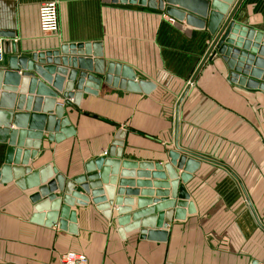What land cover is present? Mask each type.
<instances>
[{
	"label": "crops",
	"instance_id": "obj_1",
	"mask_svg": "<svg viewBox=\"0 0 264 264\" xmlns=\"http://www.w3.org/2000/svg\"><path fill=\"white\" fill-rule=\"evenodd\" d=\"M47 1L52 0H0V31L14 35L9 39L21 55L30 57L63 44L100 42L105 63L129 65L138 79L156 86L146 93L103 81L98 93L83 92L80 110L69 105L64 111L75 134L58 141L41 126L47 92L37 87L32 94L43 95L34 113L33 100L28 103L26 98L31 83L21 94L19 80L13 111L27 113L23 128L27 133L5 171V152L11 141L18 142L22 129L13 117L6 142H0V264H60L61 254L69 250L85 254L89 264H264V91L233 81L234 68L217 52L179 102L211 46L207 28L185 24L192 30L187 34L166 11L138 4L58 0L60 28L47 34L39 25V7ZM235 19L264 35V0H242ZM7 64L5 54L0 66ZM119 129L125 130L123 159L163 163L175 152L193 169L180 183L190 194L194 212L176 219V205L164 209V218L171 219L166 228H159L168 232L164 241L142 238V226L122 233L117 205L110 206L108 217L91 195L86 205L71 206L76 212L75 233L61 228L59 221L47 225L49 210H37L34 197L46 184L28 187L35 179L28 180L29 176L37 173L41 180L44 171L70 179L84 173L86 162L105 155ZM29 131H41V139ZM58 133L64 132L52 135ZM14 167L23 169L25 187L14 178ZM55 193L59 195L58 190ZM131 197L135 201L128 206L130 214L157 205L141 209L140 195ZM158 219L159 211L153 209L138 221L150 226Z\"/></svg>",
	"mask_w": 264,
	"mask_h": 264
},
{
	"label": "water",
	"instance_id": "obj_2",
	"mask_svg": "<svg viewBox=\"0 0 264 264\" xmlns=\"http://www.w3.org/2000/svg\"><path fill=\"white\" fill-rule=\"evenodd\" d=\"M111 1L164 10L174 17L176 27L187 34H191L192 30L185 24L208 29L213 38L211 46L179 102L207 59L217 52L228 58L229 65L234 68L233 81L238 79L239 83L249 88H258L264 91V35L256 29L241 25L235 19L242 0H207L205 4H202L200 0ZM0 36L8 38L4 43L8 64L6 67L0 66V142H6L5 137L9 132L12 117L15 120L14 124L22 128L18 132V142L13 145V141H11L5 152L4 171L9 168V164H12L16 145L22 146L23 137L27 133L23 129L26 128L27 113L13 111L14 99L17 97L15 86L19 80L22 82L21 94L27 92L26 84L31 83L28 92L30 95H27L26 98L28 103L33 100L34 113L38 112L37 106L43 95L32 94L35 93L37 87L47 92L45 93L47 106L42 111L45 114L44 117L42 116V119L45 118V122L41 126L51 132L49 136L51 139L55 138L58 141L75 134V129L70 125L68 118L64 116V111L65 107L69 105L80 110L78 105L83 92L98 93L103 81L115 86L142 90L146 93L151 92L156 86L150 80L138 79L134 69L129 65L114 61L105 63L102 50L99 47L100 42L63 44L58 49L41 53L34 52L29 57L21 55L17 45L9 39L14 37L13 34L0 31ZM91 54H93V58L88 57ZM66 79L67 82L64 85ZM59 96L65 98L63 103L57 101ZM23 100L24 97L21 95L18 109L22 108ZM32 117L39 116L32 115ZM58 131L64 133L52 135ZM124 133L125 130L119 129L105 155L88 160L85 164V172L80 175L66 179L61 174L53 176L54 174L51 172L43 171L41 180L36 179L37 173L28 177V180L35 177L30 181L28 187L37 186L40 183L46 184L40 186L39 193L34 198L39 212L49 210L47 225H53L59 221L61 228L69 227L70 231L75 233L76 212L71 210V206L75 203L86 205L90 200L89 195H91L97 208L108 217L112 214L110 206L117 205L116 221L121 226L122 233L142 226V238L164 241L167 239L168 232L159 228H166L171 222V219L164 218V209H172L176 205L177 207L174 209L176 219H183L186 212H194L193 203L188 201L190 194L185 185L180 183V179L185 183L193 170L189 169L186 158L179 153L170 152V160L163 163L123 159ZM28 134L36 135L39 140L42 137L41 131L36 134L29 131ZM39 144V141L34 143V147H39ZM17 162L15 159V163ZM23 164H26V161ZM198 165L197 162L195 167ZM175 166L179 169L184 168V171L178 173ZM22 174L23 169L14 167V178L17 181L20 179L17 183L25 187L26 185L21 179ZM134 186L136 188H133ZM141 188L143 189L141 190ZM57 190L59 195L55 193ZM138 194L140 195L139 208L142 209L146 204L151 203L157 205L154 208L128 213V206L135 201L131 196ZM153 196H156L155 199H151ZM168 196H171L172 199H167ZM160 197L163 198L159 199ZM186 207L187 209H185ZM153 209L159 211L158 222L150 226L148 224L141 225L138 218ZM131 218L133 219L132 223L129 222ZM253 264L258 263L254 262Z\"/></svg>",
	"mask_w": 264,
	"mask_h": 264
},
{
	"label": "built area",
	"instance_id": "obj_3",
	"mask_svg": "<svg viewBox=\"0 0 264 264\" xmlns=\"http://www.w3.org/2000/svg\"><path fill=\"white\" fill-rule=\"evenodd\" d=\"M173 21H175V19H173ZM39 25L44 33H58L60 28L58 0L47 1L40 5ZM4 43L5 38L0 36V64L5 59ZM60 264H89V260L85 254L69 250L61 254Z\"/></svg>",
	"mask_w": 264,
	"mask_h": 264
}]
</instances>
